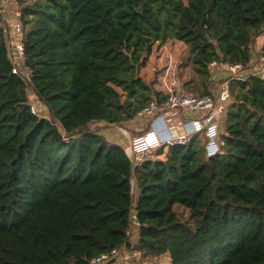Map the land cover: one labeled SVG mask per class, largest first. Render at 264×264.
Listing matches in <instances>:
<instances>
[{"label": "trees", "instance_id": "obj_1", "mask_svg": "<svg viewBox=\"0 0 264 264\" xmlns=\"http://www.w3.org/2000/svg\"><path fill=\"white\" fill-rule=\"evenodd\" d=\"M9 1L27 32L13 73L10 26L0 25V264H88L130 247L133 209V248L145 256L264 264V73L231 82L216 155L196 134L135 167L93 127L130 121L163 98L140 74L157 42L188 45L202 94L212 61L247 69L264 0ZM38 104L45 115L32 111Z\"/></svg>", "mask_w": 264, "mask_h": 264}, {"label": "built area", "instance_id": "obj_2", "mask_svg": "<svg viewBox=\"0 0 264 264\" xmlns=\"http://www.w3.org/2000/svg\"><path fill=\"white\" fill-rule=\"evenodd\" d=\"M13 1L17 3L16 0ZM5 13V7L0 5V17L4 16ZM9 26L14 48L12 51L13 73H20L19 63L23 64L25 60L23 39L27 32V24L21 18L19 8L15 9V20ZM261 62L264 63V55ZM210 67L226 73L225 77H222L217 93L194 94L170 84L161 100L152 99L137 113L136 117H149L155 120V125L161 124V130L164 132L158 130L154 125L151 129L132 138L131 148L134 154L132 161L135 167H142L145 161L156 157L164 148L188 144L196 134L205 137L206 155L212 156L221 152V128L228 114L231 82L233 80L247 81L251 73L241 63H234L229 60H214L210 63ZM261 67L264 70V64ZM26 75L29 76V73ZM172 109L185 110L194 114L183 132L174 133L170 131L167 133L166 128H164L162 114ZM32 111L36 112L33 106ZM140 226L137 212L133 209L130 226L127 229L129 238L133 231L135 233V230H138L139 234ZM122 250L126 252L125 246L112 248L92 259L88 264H117L115 260L120 256ZM132 253L135 256L142 254L139 250ZM126 255L129 253L126 252ZM129 257L131 256L126 257L124 264H132L128 260Z\"/></svg>", "mask_w": 264, "mask_h": 264}, {"label": "rangeland", "instance_id": "obj_3", "mask_svg": "<svg viewBox=\"0 0 264 264\" xmlns=\"http://www.w3.org/2000/svg\"><path fill=\"white\" fill-rule=\"evenodd\" d=\"M5 6L7 10L9 11H11L12 8H14L12 3L5 5ZM4 22H5V19L3 16H1L0 25L1 24L3 25ZM263 37L264 35H262L259 38L258 42L253 46L254 59L252 60V63L250 64V66L247 67V70L250 73L259 71L260 66L264 64L263 62L260 63V61L257 60V55H259L261 51L263 50L262 48H264ZM11 58H13L12 54H11ZM211 72H212L211 78L210 80H208V84H207L208 86L207 91L211 93H217L222 77L226 75V73L220 70H214L212 68H211ZM140 74L143 76V78L146 81L148 82L154 81L155 87H156V84L159 82L160 75L163 74L162 76L164 80L168 82L167 85L172 84L178 87V84H179L180 86L178 88L188 91L190 93H194V94H202V91L206 89L205 87L201 85V82H202L201 78L193 68V64L191 61V53H190L188 45L181 40H177L173 38L169 39L168 41L164 43H160V42L155 43L153 52L146 66H144L141 69ZM187 83H190V84L187 85ZM187 86H190V87H187ZM29 92H32V90L30 89ZM35 108H36V111L41 115H45L47 113L46 108L43 105H39V104L38 106L35 105ZM128 123H129V127H135L137 129L133 132L134 135L141 133L142 131L141 129L144 128L146 125L145 121H140L139 119H135V121L128 122ZM122 124H108L107 127L110 125H114L115 127L116 126L122 127L121 126ZM94 127L97 130H99L98 125H94ZM223 129L224 128L222 124L221 134L223 132ZM132 136L133 135H131V137ZM109 141L112 142V140H109ZM130 145H131V141H130ZM154 158H158V157H154ZM177 210L184 217L188 216L187 210L184 209L183 207H177ZM137 240L138 238L136 237L133 231V234L130 237V242H131L130 247L125 246L126 252L129 253V255H126V252L122 250L120 253V256H118V258H116L115 260L117 264H124L127 256H131L129 257L128 260L132 264H170L169 253L167 255H157V256H145L143 254H141V256L133 255L132 252L136 250L133 247L137 243Z\"/></svg>", "mask_w": 264, "mask_h": 264}, {"label": "crops", "instance_id": "obj_4", "mask_svg": "<svg viewBox=\"0 0 264 264\" xmlns=\"http://www.w3.org/2000/svg\"><path fill=\"white\" fill-rule=\"evenodd\" d=\"M10 3L11 2L9 0H0V5L4 6L5 10H6V13L3 16L5 19V22L3 23V25H5L7 23L10 24L12 21L15 20V9L12 8V10L9 11V10H7V8L5 6V5H8ZM257 73L259 75L263 76L264 70L262 69L261 66H260V70ZM162 75L163 74L160 75L159 82L156 84V87H157V89L165 92L164 90H166V88L168 86L167 85L168 82H166V80H164ZM201 85L203 86V84H201ZM179 86L180 85L178 84V87ZM160 88H162V89H160ZM193 115H194L193 113H189L185 110L172 109V110L166 111L165 113L162 114V122L165 125L164 128H166V132L167 133L170 131L174 132V133L183 132L187 127V123L189 122L190 118L193 117ZM135 119H139L140 121L146 122L145 127L141 129L142 130L141 133L151 129L155 125V120H153L152 118H149V117H136L130 121L124 122L121 125L122 127H117V126L115 127L114 125H110L107 127L108 124H105V123H95L94 125H98V128H99L98 132H100L102 135L106 136L109 140H112V142L123 146L124 149L133 158L134 154L132 152L130 141L135 136L133 132L137 129L135 127H129L128 122H133V121H135ZM94 125H93V127H94ZM111 126H113V127H111ZM155 126L158 130L162 131L161 130V124L155 125ZM162 132H164V131H162ZM141 133H139V134H141ZM131 135H133V136L131 137ZM168 151H169V148H164V149H162V152H160L159 154L156 155V157L161 158V159H165L167 157ZM135 235L138 238V230H135ZM167 254L168 253H164L162 255H167ZM169 260H170V264H172L170 256H169Z\"/></svg>", "mask_w": 264, "mask_h": 264}]
</instances>
